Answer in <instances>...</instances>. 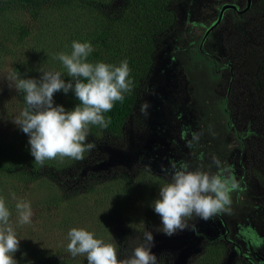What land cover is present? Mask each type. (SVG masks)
I'll use <instances>...</instances> for the list:
<instances>
[{
  "label": "rangeland",
  "instance_id": "rangeland-1",
  "mask_svg": "<svg viewBox=\"0 0 264 264\" xmlns=\"http://www.w3.org/2000/svg\"><path fill=\"white\" fill-rule=\"evenodd\" d=\"M222 1V2H221ZM203 2V3H202ZM202 3V4H201ZM225 0H180L179 3L176 4V11H177V18L178 24L172 30V34L168 39L173 46L177 47V49H172L177 62H173L170 65V62H166L165 59H159L160 65H166V69L163 72L162 69L155 68L151 73L150 78L147 80L148 87L150 90L148 91L147 100L150 105L151 109V122L154 124L160 123L161 114L158 113L162 112L166 109L165 104L171 103L170 98L173 94H177L179 98L177 100H184L188 99L191 96V107L195 110L194 113L196 116L195 121L198 120V117H201L203 106L205 104L209 106L211 109V113L220 118L221 114L218 109V99L219 97L215 96V92L218 89V81L216 80L217 74L216 70L209 65L208 63H204L203 56L200 55L199 49V42L200 37L198 34L200 33V28L195 27V23L201 21V18L207 16V12L212 14V11H217L221 4H224ZM206 7V8H205ZM256 18H258L257 23L259 22V18H261L264 22V0H259L256 4V12H254ZM62 19L55 13V17L51 19L50 16H47L45 19L43 16H38V18H34L27 10H19L14 9L9 11L8 17L6 21L0 20V104L1 106L7 107L8 104L14 105V94L8 93L6 87H9L10 90L16 89L15 81L12 77H21L20 74H16L15 67L22 65L23 67L28 66L25 75L27 76L26 79L34 78L39 80L42 76V72L40 71L41 68L44 71H60L62 73V78L65 74H67L66 69H64L62 62L58 64H51L45 60H49L50 56L53 54H46V52H50L52 49V44L56 43L59 47L62 45V40H66L68 37L67 28L62 24ZM25 24L28 29H30L31 34L30 36L23 42L20 43L18 41V32L13 34V28L19 27L20 25ZM236 23L235 26H237ZM60 25V26H59ZM264 26V23H262ZM243 25L237 28H229L230 32H233L235 29L242 30L236 36V40H239V37L242 38V43L239 40V43L244 47V50H247L248 54H241L240 64L235 66V72L237 73L238 79H242V83H246L247 80L250 79L249 75H252L254 78L258 80L259 83L263 81L262 86L257 85L256 88L259 89L258 97L260 99L259 106L256 108L260 112V118L264 121V72H262V65H264V51L258 54L257 49L255 46L249 47V43L251 42L249 38V34L251 33L255 39L258 40V45L261 48L264 47V37H258V33L261 31V25L256 26H249ZM59 27V28H58ZM228 35H231L230 33ZM243 35V36H242ZM67 41V40H66ZM221 39L218 38L215 44H211L206 48V50L210 54H217L219 57L220 55L224 54L222 51ZM50 42V43H49ZM52 45V46H51ZM239 46V45H238ZM259 47V46H258ZM164 55H169V50H164ZM203 54V53H202ZM59 55V54H56ZM236 56V54H233ZM202 56V57H201ZM237 57V56H236ZM41 60H44V63H41ZM51 60V59H50ZM49 60V61H50ZM164 60V61H160ZM27 62V66L25 63ZM174 67V69H173ZM178 71V72H177ZM184 73V77L178 76L179 74ZM229 77V73H227V78ZM178 78H181V82L184 80L186 83L187 91H183L182 88L176 87L175 83ZM224 80V77H223ZM146 82V83H147ZM215 95H214V94ZM181 97H180V96ZM194 96V98H193ZM163 100L160 102V100ZM203 105V106H202ZM255 105H258L255 103ZM18 108V107H17ZM202 109V110H201ZM18 110L15 112L16 115ZM2 116H7V112H3ZM169 115L165 113V116ZM171 115H173L171 113ZM184 120L191 119L189 115V111L185 112L182 116ZM162 119V118H161ZM169 120L166 119V123L169 125ZM16 125V124H15ZM167 125V126H168ZM164 126V125H163ZM17 127H9V130H5L0 128L1 130L6 131V135H9L8 141H13L16 138V135L21 134L17 129ZM154 131V130H152ZM2 132V131H1ZM3 136L4 133L2 132ZM172 135V134H171ZM154 136V140L162 142L163 144L166 143L167 148L169 146L173 147V140L169 138H163L161 134H157L155 136V132H152L149 137ZM173 136V135H172ZM237 137V135H236ZM130 142L128 143L127 151H119V149L115 150L112 148L107 147L104 148L105 152L107 153L108 160L93 167L94 170L89 169V164L92 160L96 162L99 160L98 153H88L86 158L82 160H74L72 158H63L61 162H63L64 166H66V170L61 172L62 182H54V185L50 188L52 190H47V188H42L39 183L32 184L28 191H21V186L19 184L9 185L6 188V193L4 192L0 195V198H3L6 202V206L11 211L10 217V225L12 226L16 236L20 239L21 247L19 250L13 254V259L15 261L19 260V258L23 257L21 264H32L34 262H38L34 259V256L27 252L25 249L22 248L26 244L35 247V250H43L48 253L51 258L55 260H60L62 263L66 264H76L70 262L67 259H72L69 257L71 254L67 251V245L70 242L68 233L72 228L77 229H85L89 231L91 227H95V224L100 225L99 221H92L91 223L81 216L79 219L76 220L75 218V209L82 207V211L86 210V215L90 218L100 216L102 213H92L89 211L88 205L85 203V198L83 204H74L69 206V199L65 198V202L62 204L60 210L57 209V212L52 216L51 215L54 211L52 207L51 210L48 211L49 206L46 205L47 200H49L52 196L56 193L62 194L63 196H70L74 197L75 194H79V196L83 194H87L88 190L94 187V194L98 190L99 193H103L105 186L109 183V181L113 180L116 181L119 179V173H130L131 176H137L138 172H135L134 167L141 161V158H152L160 162L159 165L163 170V173L155 171L157 173L155 176L161 178L164 182V177L161 175H167L168 179L171 178V168L169 165H166V161L164 160L163 153L160 152V149L151 150L153 146L150 148H146L145 152H142L141 149L143 147H136L133 146L131 143V139L129 138ZM28 142V141H26ZM26 142L16 141L15 146L17 148H23L25 146L30 147V144L26 145ZM143 142V138H142ZM143 142L144 147L148 145H153L152 142ZM182 145L185 147L184 144L188 146L186 154L188 155L189 160L195 168H190V170H197L203 167L205 171L215 172L216 167L213 165L209 169V165H212L213 157L218 158L222 165L230 166L236 180L238 181L239 187L235 190L232 194V203L230 205L229 211L223 213V215L227 218L229 225L232 229V238L235 237V234L240 225H247L251 224L253 227L256 228L257 236L260 237L263 242L262 245L259 246L261 253H264V143L263 141H259L255 150H250L252 152L251 155H247L246 161H240L237 159V153L239 151H243V148L240 147V142H237L235 139H225L222 147H216L215 152L209 151L207 149L205 151L201 150H194L193 145L189 143L188 140L184 139L181 142ZM102 151V149H101ZM220 154H218L219 152ZM180 152V151H179ZM216 152H218L216 154ZM206 154L207 157L205 156ZM177 157V155H175ZM159 158V159H157ZM199 161L197 163L202 162L201 164H196L195 160ZM167 160V159H166ZM206 160V161H205ZM182 155L177 157L176 163L179 165L181 162H186ZM78 162V164H76ZM89 162V163H88ZM168 162V161H167ZM97 164V163H96ZM95 164V165H96ZM191 164V165H192ZM124 167L126 170L122 172L116 173L115 166ZM169 166V167H168ZM103 171V173L95 174V177L91 175V172ZM102 169V170H100ZM169 170V171H167ZM246 170L249 171L250 176H246ZM79 174L81 178L77 179V183L70 179V176L73 174ZM126 175V174H125ZM69 178H68V177ZM124 176H122L123 178ZM91 178H94L91 180ZM87 179L88 181H85ZM258 179L259 181H256ZM42 180V179H41ZM170 180V179H169ZM14 183V180H11ZM156 190L153 192L155 193V200L159 198V191L160 188L163 187L162 182L156 183ZM97 188V189H96ZM18 190L15 192L13 190ZM13 194L15 195V199L13 198ZM68 197V196H67ZM80 199L82 197H78ZM72 199V198H71ZM20 201L28 202L31 205L33 211L32 223L21 225L18 220V213L16 211V204ZM50 201V200H49ZM85 203V204H84ZM217 223L220 224V220L218 218ZM159 220L158 222H160ZM191 221V220H190ZM189 221V222H190ZM211 220L206 221L208 223V229L203 228V230L199 229L196 230L198 234L196 235L195 232L192 231L191 225H195L196 229H198L202 224H207L203 219L199 217L193 218V224L189 226V228L178 231L174 234L170 241L166 240L164 245H160L161 240L158 239L156 231H151L155 235L153 237L158 239L157 245L152 247L151 251L153 254L156 255L158 258L159 254H166L171 252L172 254H177V260L174 264H202L203 258H206L209 253V249H212V245H208L205 242V239L202 235H213L216 230H214V224H209ZM157 229L162 228V226H157L158 223L155 224ZM112 228L122 229L126 227L128 235L123 233V240L129 244H126V247L130 252L136 246H138L143 241V233L147 230L144 226L143 222L140 223H133L130 226L124 224H120L119 221H113L110 225ZM250 226V225H249ZM104 227V223L101 225L102 232ZM96 229L98 227L96 226ZM221 231V228H218ZM214 230V231H213ZM98 232V231H95ZM212 232V233H211ZM223 234L220 233L219 235ZM101 240L105 243H110V236L109 233L102 234ZM187 236H194V239L190 240ZM218 236V235H217ZM216 237V235H214ZM212 239V237L210 238ZM190 240V241H189ZM243 239H239L238 242L243 245ZM182 243L179 245H174L176 243ZM117 246L116 248H120L121 243L118 242L114 244ZM125 247V248H126ZM122 248V247H121ZM126 250V249H125ZM183 253V260L179 256L178 252ZM219 254H221L220 260L217 264H237L236 261V254L233 252H228L226 250L224 244H220L219 249L216 250ZM126 252H128L126 250ZM118 258L121 257V250H118ZM120 256V257H119ZM79 258V256H77ZM127 257H122V259ZM76 261L79 262L75 258ZM162 263H166L164 261V256L162 257ZM18 264V263H17ZM207 264V263H206Z\"/></svg>",
  "mask_w": 264,
  "mask_h": 264
},
{
  "label": "trees",
  "instance_id": "trees-1",
  "mask_svg": "<svg viewBox=\"0 0 264 264\" xmlns=\"http://www.w3.org/2000/svg\"><path fill=\"white\" fill-rule=\"evenodd\" d=\"M180 0H0V20L6 21L9 11L14 9L27 10L34 18L43 16L45 19L50 16L51 19L55 17V13L62 19L60 25H64L69 32L66 40H62V45L57 46L52 44L51 51L46 54H53L49 60H45L51 64H58V55L60 53L71 54L72 42L78 41L81 43L90 42L94 51L87 58V62L96 64L104 62L109 65L119 66L122 61L127 60L131 69L129 79L132 81V92L125 94L123 103L117 101L110 112L104 113L105 119L111 118V124L107 129L97 125H89V135L86 143H93L95 147L90 151H85V156L88 153L97 152L101 156L97 164H101L108 160L107 149L112 143V138H122L125 130L129 129L131 117L135 114L137 106H142L140 90L143 84H146L150 78L152 70L155 66L156 56L159 51L157 41L162 39L168 32L177 26L178 18L176 11V4ZM59 25V26H60ZM59 28V27H58ZM18 32V41L23 43L31 34L30 29L25 24L19 27H14L12 33ZM264 35V26H261V35ZM50 43V42H49ZM44 63V60H41ZM27 66V62L25 63ZM28 68V66H27ZM26 67L22 65L16 66V74L21 75V79H26ZM65 69V68H64ZM262 72H264V65H262ZM65 82H69L71 77L67 74L63 76ZM148 83V82H147ZM8 93L14 94V105L8 104L7 107H2L0 104V128L9 130V127H17L16 129L21 133L16 135L13 141H8L9 135H6L5 130L0 129V195L6 193V188L9 185L19 184L21 191H28L32 184L39 183L42 188L52 190L54 182H62L61 172L66 170L63 158L57 157L54 160H46L43 165L35 163L34 156L31 155L30 147L17 148L16 141H29V136L25 134L18 125H15L13 120L21 117V113L27 107L24 99L25 93L10 90L6 87ZM54 105L63 106L66 111H72L79 105L78 99L75 97L73 91L65 94L62 90L54 94ZM18 107V108H17ZM18 110L17 114L15 112ZM3 112H7V116H2ZM5 136H3L2 132ZM28 142H26V145ZM112 146V145H111ZM102 149V151H101ZM117 150L118 148L113 147ZM66 158V157H64ZM83 158V159H84ZM103 158V159H102ZM75 160V159H74ZM78 164V162L76 163ZM141 170V169H140ZM139 170V171H140ZM138 171L137 176H131L130 173H119V179L116 181H109L105 186L103 193L98 190L94 194V187L88 190L87 194L79 196L75 194L74 197L67 194L56 193L49 200L46 205L49 206L48 211L54 208V211L48 215L52 217L57 209L60 210L65 198H70L69 206L74 204L88 205V210L92 213H102L100 216L90 218L86 215V210L82 211V207L75 209V218L79 219L81 216L92 221H99L100 225L95 224L91 227L89 232L94 234V237L101 239L104 233H109L110 244L118 242L127 244L123 241V233L128 235V229H114L110 225L113 221H119L120 224L131 225L134 222H143L146 229L152 230L157 226H162L161 217L155 213L152 202L155 201L156 183L166 182L147 171ZM136 172V170H135ZM65 173V172H64ZM126 174V175H125ZM122 176H124L122 178ZM66 177V173H65ZM68 177V176H67ZM95 177V176H94ZM69 178V177H68ZM81 178L79 174H73L70 179L74 182ZM42 179V180H41ZM94 179V178H93ZM14 180V183L11 182ZM85 181H88L85 179ZM77 183V182H76ZM6 187V188H4ZM97 189V188H96ZM14 189L13 191L18 192ZM82 199L78 197H82ZM72 198V199H71ZM84 203V204H85ZM161 220L160 222H158ZM10 223V221H9ZM104 223L102 232L101 225ZM92 224V223H91ZM96 226L98 229H96ZM154 230V229H153ZM98 231V232H95ZM125 239V238H124ZM115 246V245H114ZM21 245L19 246V248ZM117 247V246H115ZM212 249H209L208 256L203 258L202 264H217L220 260L221 254L216 250L219 249L220 243L213 244ZM23 249L34 256L38 262L32 264H66L60 260H55L48 255L46 251L35 250V247L26 244ZM121 250V257L127 253L131 254L129 250L116 248ZM69 257H72L71 255ZM75 258L78 261L75 260ZM72 259H67L76 264H87L86 256H79ZM22 255L16 262L22 263Z\"/></svg>",
  "mask_w": 264,
  "mask_h": 264
},
{
  "label": "clouds",
  "instance_id": "clouds-1",
  "mask_svg": "<svg viewBox=\"0 0 264 264\" xmlns=\"http://www.w3.org/2000/svg\"><path fill=\"white\" fill-rule=\"evenodd\" d=\"M94 51L90 42H72L71 54L60 53L58 59L71 77L69 82L62 79L60 71H44L39 80L12 77L17 91L25 93L27 107L13 122L29 136L31 155L35 163L43 165L46 160L68 157L82 160L85 151L95 145L86 143L89 125L107 129L111 118L105 119L104 113L110 112L117 101L123 103L125 94L132 92L129 79L131 69L127 60L119 66L104 62L92 64L87 58ZM67 94L73 91L80 102L72 111L54 105V94L60 91ZM148 104L141 106L146 113ZM198 140L199 136L194 135ZM215 172L205 171L203 167L190 170L189 164L171 162V180L160 188L159 198L152 202L156 214L162 219V231L169 237L178 231L189 228V221L199 217L204 221L229 211L231 194L239 184L230 166L222 165L213 157ZM169 171V170H167ZM15 199V195L13 194ZM18 220L21 225L32 223L33 211L28 202L16 204ZM11 211L0 198V264H17L13 254L19 250L20 239L10 225ZM193 231L195 225H191ZM68 237L67 251L73 258L86 256L87 264H157L152 253L154 237L151 231L143 233V243L132 249L131 255L119 259L113 244L105 243L85 230L72 228Z\"/></svg>",
  "mask_w": 264,
  "mask_h": 264
},
{
  "label": "flooded vegetation",
  "instance_id": "flooded-vegetation-1",
  "mask_svg": "<svg viewBox=\"0 0 264 264\" xmlns=\"http://www.w3.org/2000/svg\"><path fill=\"white\" fill-rule=\"evenodd\" d=\"M258 1L259 0H225V3L221 4L217 11H212V14H209L208 11H206L207 16L201 18L200 22L194 24L195 27L200 28V33L198 34V36L200 37V55L203 56L201 57L205 61L204 63H208L214 68L213 74L216 70L215 72L217 74L216 80L218 81V89L215 92L216 95L214 93L213 94L216 97H219L218 109L221 114L220 118L214 116L211 113L212 111L209 106L205 104V107L202 105V109L204 110L201 109V117H198V120L195 121L196 113H194L193 111L195 109L191 107V103H193L190 102L191 96L188 99L184 100V102H182L181 100L176 99L177 94L175 93L176 95L173 94V96L170 98L171 103L165 104L166 109L162 112L158 111V113L161 114L160 119H158L160 120V123L154 124L153 122H151V109L147 100L149 94L148 91L150 90V88L147 85L148 83H146L143 84V87L140 90L141 97L139 101H142L143 104H148V108L146 109L147 114L142 113L141 107L137 106L135 114H133V116L131 117L130 125H128L129 129L125 130L124 136L122 138L119 139L113 137L111 143L112 146L110 145L109 148L115 147L118 148L119 151H127L128 143L130 142V140L128 139L130 138L133 146L143 147V149H141L142 152H145V149L147 147L150 148L151 146H153V150L154 148H161L160 152L163 153V156H165L163 161H166V165L170 166L171 162H176L177 157L179 155H182L185 159H187L186 163L189 164V167L191 168L192 166V168H195L185 152L187 151L188 146L184 144V147L181 143L184 141V139L188 140L189 143L193 145L194 150L201 151L205 148V151L207 149L208 153L209 151L215 152L216 147L223 148L222 142H224L225 139H235L237 142H240V147L243 148V151H239V153H237V159H240V161H246L247 155L252 154V152L249 151H254L259 141H263L264 143V121L260 118V115L258 113L260 111L256 109L259 106L260 102V99L258 97L259 89L255 87L258 84L262 86L263 81L259 83L258 80L252 75H249L250 79L247 80L246 83H242V79H238L237 73L235 72V66L240 64L242 52L244 54H248V52L247 50H244L245 46L239 43V40L242 43V38L239 37V40H236V36L242 30L235 29L233 32H230L229 28H239L243 25H249L253 27L256 25L262 26V23H264L263 20L259 18V22L257 23L258 18H256L253 13V11L256 12V4ZM236 23H238L237 26H235ZM229 33L231 35H228ZM171 34L172 32H168L165 36H163L162 39H159L157 41L159 51L156 56V62L153 70L157 67L159 68V70L162 69L163 72L165 71L166 65L159 64V59H162V57L165 59V56H167L165 61L170 62V65H172L173 62H177V59L173 54L174 50H172L175 48L177 49V47L168 42ZM248 36L251 40L248 46H255L256 48H258V54L260 52L262 54L264 51V47L261 48L260 45H258V40L255 39L251 33ZM258 37H264L263 34L261 35V31L258 33ZM218 38L222 40L221 45L222 51L224 53L220 55V57L217 54H210L206 50L209 45L215 44ZM164 50H169V55H164ZM233 54H236L237 57ZM227 73H229L228 78ZM178 76L183 78L184 73H181ZM175 86L182 88L183 91L188 90L186 88L185 81L183 80L181 82V78L177 79ZM177 98L181 99L178 97V95ZM162 101L163 100L161 99L160 102ZM255 103L258 105H255ZM188 111L191 119L184 120L182 116L185 114V112ZM165 113L169 115L165 116ZM171 113L173 115H171ZM166 119L170 121L169 125L166 123ZM152 132H155V136L157 134H161L164 139L170 137L173 140V147L171 148L169 146V148H167L166 143L163 144L162 142L154 140V136L149 137ZM194 135L199 136V139H194ZM142 138L143 142H152L153 145L144 147ZM218 152H216V154ZM220 153L221 152H219L218 154ZM93 154H97V152H95L94 150ZM175 155H177V157H175ZM207 155L208 154H206L205 156L207 157ZM98 157L99 160H101V156L99 154ZM155 157H142L141 161L136 164V166L134 167L135 169L133 170H136V172H138L141 169L140 171H147L154 175L157 174L155 173V171L164 174L162 168L159 165L160 162H157V160L154 159ZM195 161L196 164L202 163H197L199 159ZM96 163H98V161L96 162L95 160H92L89 164V169L94 170L93 167L99 165ZM114 168L116 169V173L126 170L124 167H118V165ZM96 171L97 169L90 174L95 176V174L97 173H103V171ZM161 176L164 177V181L170 182L171 178H169L170 180L167 178L169 176ZM247 176H250V174L249 171L246 170L245 177ZM91 180H93V178H91ZM255 180L259 181L258 179ZM216 218L220 220V224L217 223ZM192 221L193 219L189 222V225L193 224ZM205 223L207 222L205 221ZM209 224H214L213 228L214 230H216V232L213 235L211 234L208 236H206L205 234H200V236H203V238L205 239L206 244H224L228 252H233L236 254V261H238L237 264H264V253L262 254L259 249V246L262 245L261 243L263 242V240L257 236V233L255 231L256 228L251 224L240 225L235 234V237L233 238L232 229L227 218L223 214L216 216L214 219H211ZM203 228L208 229V223L202 224L196 230H203ZM218 228H221V231ZM146 231H156L157 236L159 237L158 239L161 240L160 245H164V243H166V240L170 241V238L172 237H169L162 231H158L157 228H152V230L147 229ZM222 232L223 234L219 235ZM195 234L197 235L198 233L195 232ZM153 235L155 234L153 233ZM214 235H216V237H214ZM211 237L212 239H210ZM192 238L194 239V236H192ZM158 239L155 240L154 238V246L157 245L156 243H158ZM239 239H243V245L238 242ZM178 243L182 244L180 242ZM120 247H122V249L128 250L126 244H121ZM130 255L131 254H128V256ZM163 256L164 261L166 262H163V264H174L177 260L176 253L172 254L171 252H168L165 255H158L157 264L162 263L161 259Z\"/></svg>",
  "mask_w": 264,
  "mask_h": 264
},
{
  "label": "water",
  "instance_id": "water-1",
  "mask_svg": "<svg viewBox=\"0 0 264 264\" xmlns=\"http://www.w3.org/2000/svg\"><path fill=\"white\" fill-rule=\"evenodd\" d=\"M226 8V7H225ZM153 150V149H152ZM187 238H189L190 240H192L193 238H192V236H187ZM189 240V241H190ZM176 245H179V243L178 244H176ZM179 253V256L181 257V259H179V260H183V253H184V251H182V252H178Z\"/></svg>",
  "mask_w": 264,
  "mask_h": 264
}]
</instances>
